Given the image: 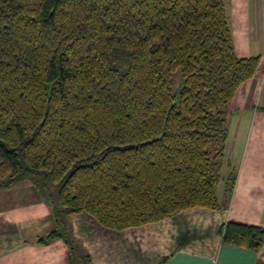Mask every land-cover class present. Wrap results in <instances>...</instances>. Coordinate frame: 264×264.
<instances>
[{"label":"trees","instance_id":"16d2710c","mask_svg":"<svg viewBox=\"0 0 264 264\" xmlns=\"http://www.w3.org/2000/svg\"><path fill=\"white\" fill-rule=\"evenodd\" d=\"M259 65L224 0H0V188L50 200L41 242L72 244L76 213L123 231L219 209L225 114ZM222 241L256 250L264 227Z\"/></svg>","mask_w":264,"mask_h":264},{"label":"crops","instance_id":"0c3cea01","mask_svg":"<svg viewBox=\"0 0 264 264\" xmlns=\"http://www.w3.org/2000/svg\"><path fill=\"white\" fill-rule=\"evenodd\" d=\"M224 2L236 52L260 56V65L227 109L230 126L217 187L220 208H192L123 231L76 213L66 218L72 244L62 238L41 242L57 228L52 204L32 182H20L0 188V264L264 262V242L253 250L222 241L228 221L264 227V0Z\"/></svg>","mask_w":264,"mask_h":264},{"label":"rangeland","instance_id":"374dc122","mask_svg":"<svg viewBox=\"0 0 264 264\" xmlns=\"http://www.w3.org/2000/svg\"><path fill=\"white\" fill-rule=\"evenodd\" d=\"M230 115V114H229ZM229 115H227V112H226V114H225V118H226V121H227V124H226V126L229 128V126H230V120H229ZM228 118V119H227ZM229 130V129H228ZM24 182H26V181H24ZM28 182V181H27Z\"/></svg>","mask_w":264,"mask_h":264}]
</instances>
